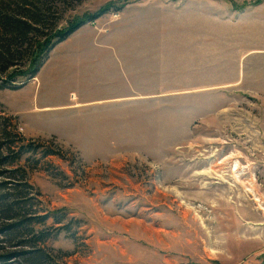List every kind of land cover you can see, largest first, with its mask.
<instances>
[{"label": "rangeland", "instance_id": "1", "mask_svg": "<svg viewBox=\"0 0 264 264\" xmlns=\"http://www.w3.org/2000/svg\"><path fill=\"white\" fill-rule=\"evenodd\" d=\"M110 3L39 83L0 89L4 141L19 139L5 153L38 148L4 167L52 216L38 245L53 264H264V0H63L58 29ZM36 92L89 102L65 122L28 108L49 121L31 131L6 107Z\"/></svg>", "mask_w": 264, "mask_h": 264}, {"label": "trees", "instance_id": "2", "mask_svg": "<svg viewBox=\"0 0 264 264\" xmlns=\"http://www.w3.org/2000/svg\"><path fill=\"white\" fill-rule=\"evenodd\" d=\"M56 1L63 2L0 0V89H18L32 80L56 45L87 22H94L107 13L115 4H106L97 13L87 14L58 29L61 17L55 9ZM8 137L7 129H0V264H53L47 249L38 245L45 238L40 234L34 235L32 228L35 221L46 222L52 216L49 213L37 215V211H31L32 201L36 197L31 195L34 187L29 183L26 172H22L23 181L16 182L13 175H10L16 170L4 168L13 165L25 153H36L38 148L33 144L16 145L20 152L15 155L10 153L12 157H9L5 152H12V145L19 139L4 141ZM52 154H56L55 151L47 149L43 157ZM55 216L54 214L53 217ZM64 219V216L57 217L55 222L62 223ZM22 229L24 230L20 236H26L24 241L18 240ZM28 236H33L35 240L32 241ZM12 240L15 242L12 246L20 248L19 250H7L4 243L11 247Z\"/></svg>", "mask_w": 264, "mask_h": 264}, {"label": "crops", "instance_id": "3", "mask_svg": "<svg viewBox=\"0 0 264 264\" xmlns=\"http://www.w3.org/2000/svg\"><path fill=\"white\" fill-rule=\"evenodd\" d=\"M83 27H85V26H83ZM79 29L81 30V27ZM72 51H74V50H72ZM57 62H58L57 63L58 66H60V67L65 66V63H63V61H57ZM34 81H38V76L35 77ZM37 83H39V81ZM85 87H87V85H85ZM95 87H96V85H95ZM95 87H93V85H90V90L93 91L95 89ZM93 92L97 93L95 90ZM75 94H76V92H75ZM33 97H34V99L31 98L30 100H26L25 103L21 104L20 106H14L11 108L6 107V111L8 113L16 116V117L19 116L20 122L21 123L24 122V124L26 123L29 130L33 131L34 129L36 130L38 128V130L40 132H45L43 130H46L41 124H45L44 122H49V121H44V122L39 121L40 124L39 123L35 124L34 121L29 123L28 121H30V119H28V113H27L28 108L32 109V111L36 110L35 112H36V114H38V116H39L38 118L42 117L45 119V115L42 114V112H45V113H50L51 117L63 116L65 120H61L60 122H65L66 120H70V118L72 116H77L79 110H81L80 108L85 107V105L87 104L86 102L88 101V100H85V101L81 100L80 102L79 101L77 102L76 96L75 95L71 96V94L69 97H68V95L66 96L67 100H65L63 102H59L57 104H51V103L46 102L45 100L41 102L37 96V92L33 93ZM108 98H112V97H107L105 99L108 100ZM115 98H127V95L126 96H123V95L122 96H116ZM129 98L130 97L128 96L127 99H129ZM103 100H104V98H103ZM109 100H111V99H109ZM82 101H83V103H81ZM40 103H42V104H40Z\"/></svg>", "mask_w": 264, "mask_h": 264}, {"label": "bare ground", "instance_id": "4", "mask_svg": "<svg viewBox=\"0 0 264 264\" xmlns=\"http://www.w3.org/2000/svg\"><path fill=\"white\" fill-rule=\"evenodd\" d=\"M235 168H236V167H235ZM237 171H239V169H238Z\"/></svg>", "mask_w": 264, "mask_h": 264}, {"label": "built area", "instance_id": "5", "mask_svg": "<svg viewBox=\"0 0 264 264\" xmlns=\"http://www.w3.org/2000/svg\"><path fill=\"white\" fill-rule=\"evenodd\" d=\"M241 168H243V167H241ZM247 169H248V167H247Z\"/></svg>", "mask_w": 264, "mask_h": 264}]
</instances>
